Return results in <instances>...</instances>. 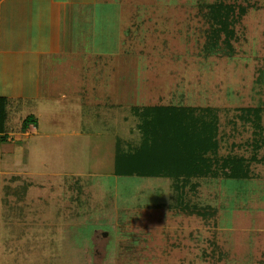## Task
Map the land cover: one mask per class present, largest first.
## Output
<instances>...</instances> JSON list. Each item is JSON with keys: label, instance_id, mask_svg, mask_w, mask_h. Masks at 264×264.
<instances>
[{"label": "rangeland", "instance_id": "obj_1", "mask_svg": "<svg viewBox=\"0 0 264 264\" xmlns=\"http://www.w3.org/2000/svg\"><path fill=\"white\" fill-rule=\"evenodd\" d=\"M82 1L65 48L39 56L33 89L5 98L2 258L264 264V0ZM213 2L239 16L231 55L203 50ZM171 103L214 107L217 154L243 156L248 177L114 175L116 142L139 139L131 107ZM29 113L36 123L21 128Z\"/></svg>", "mask_w": 264, "mask_h": 264}, {"label": "trees", "instance_id": "obj_2", "mask_svg": "<svg viewBox=\"0 0 264 264\" xmlns=\"http://www.w3.org/2000/svg\"><path fill=\"white\" fill-rule=\"evenodd\" d=\"M211 26L207 29V41L203 45L205 54L233 53L230 38L234 35V22L239 16L234 14L230 4L213 2L208 4ZM223 33L221 41L218 40ZM137 116V143L122 147L116 142L112 170L118 176H169L176 182L189 176L219 175L233 179L248 177V162L241 155L218 156L217 113L211 106L180 104H148L132 106ZM261 109L253 107L249 114L257 117ZM6 116L5 98L0 96V130ZM36 123L32 114L21 121V128ZM256 146V145H255ZM182 202L178 198L177 206ZM182 209L189 210L183 205ZM211 213L213 208L209 207ZM206 209L196 208L193 212L208 215Z\"/></svg>", "mask_w": 264, "mask_h": 264}, {"label": "crops", "instance_id": "obj_3", "mask_svg": "<svg viewBox=\"0 0 264 264\" xmlns=\"http://www.w3.org/2000/svg\"><path fill=\"white\" fill-rule=\"evenodd\" d=\"M81 1L0 0V96L21 98L33 89L39 56L65 48L76 4L82 3L85 12L86 3ZM37 93L34 96L39 97ZM26 96L32 97L28 92ZM2 253L0 247V264H7Z\"/></svg>", "mask_w": 264, "mask_h": 264}]
</instances>
